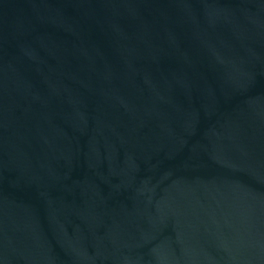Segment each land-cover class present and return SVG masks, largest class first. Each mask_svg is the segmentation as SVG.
I'll return each instance as SVG.
<instances>
[{"label": "water", "instance_id": "water-1", "mask_svg": "<svg viewBox=\"0 0 264 264\" xmlns=\"http://www.w3.org/2000/svg\"><path fill=\"white\" fill-rule=\"evenodd\" d=\"M0 264H264V0H0Z\"/></svg>", "mask_w": 264, "mask_h": 264}]
</instances>
